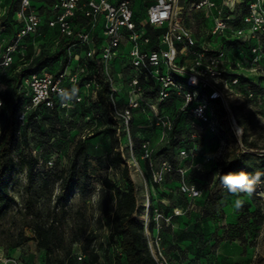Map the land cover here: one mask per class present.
Returning <instances> with one entry per match:
<instances>
[{"label":"rangeland","instance_id":"obj_1","mask_svg":"<svg viewBox=\"0 0 264 264\" xmlns=\"http://www.w3.org/2000/svg\"><path fill=\"white\" fill-rule=\"evenodd\" d=\"M134 2L136 18L144 24L150 0ZM16 10L12 0H0V15L3 16L0 19V41L3 39L9 43L14 40L11 24ZM185 15V24L193 31L197 29L201 12L190 11ZM214 17L212 14L207 18L208 28L212 27ZM78 26L84 28V22L79 20ZM28 39L22 41L18 60L11 70L13 81L0 87L10 99L14 97L18 83L14 77L27 69L39 53L46 54L59 48L60 37L53 30ZM216 47L219 43L215 44ZM84 56V47L72 48L67 71L79 69L76 62ZM56 66L49 64L40 72L53 74ZM36 70V66L31 68L33 73ZM111 71L119 78L126 73L117 61L112 63ZM82 79H89V75ZM251 81L254 85L244 76L234 93L226 95L231 113L236 121L242 122L238 123L240 126L237 124L241 136L230 129L227 108L220 102L211 103L210 113L220 128L218 135L223 145L214 138V142L204 141L196 148L190 146L192 118L187 111L179 113L178 103L175 111L179 117L174 127L175 135L171 138L159 139L157 121L146 108L134 113L128 134L115 131L114 140L123 160L129 164V176L136 187V217L144 224L148 247L154 236L161 237L163 259L159 257V264H264V82L258 77ZM145 88L148 90V86ZM248 89L255 98H246ZM127 94L128 87H121L118 94L121 105L126 103ZM96 102L97 99L90 94L84 101L72 104L68 115L36 112L34 115L37 116L27 122L19 135H15L11 155L17 168L9 186L15 204L0 218V256H7L11 251L12 256L23 264H45V253L37 248L34 240V226L55 223L64 232L65 246L71 245L73 254L81 252L85 237L92 232L97 234L95 243L99 247V264H115L117 261L119 254L109 237L110 218L101 216L97 210V190L85 189L84 194L74 191L64 207L60 204L56 208L57 197L62 191L61 177L69 168L75 142L82 140L87 131L102 132L97 137L92 135L83 140L94 170L102 171L98 160L105 159L110 153V135L106 127L112 122L100 117L102 112ZM5 123L6 115L2 113L0 136ZM194 126L199 128L202 124L195 122ZM132 131L138 132L136 137ZM127 140L133 146H121ZM142 140H147L148 145L142 146ZM248 144L255 146L252 152L247 150ZM146 153L150 154L154 172H160L163 164H174L171 165L173 171H167L163 180L155 183ZM233 158L247 167L251 176L260 175L251 194H231L218 182L217 161ZM32 160L37 165L28 174L26 165ZM47 162H53V167ZM122 169L123 166L109 173L102 171L101 175H106L117 187L125 188ZM182 187H194L199 196L187 199ZM237 199L242 201L239 208L236 207ZM26 238L29 241H24ZM75 238L80 241L72 243Z\"/></svg>","mask_w":264,"mask_h":264},{"label":"built area","instance_id":"obj_2","mask_svg":"<svg viewBox=\"0 0 264 264\" xmlns=\"http://www.w3.org/2000/svg\"><path fill=\"white\" fill-rule=\"evenodd\" d=\"M12 2L17 6L14 14L21 27L13 41H0V86L21 52L22 41L39 36L45 26L56 29L61 38L75 40L69 55L74 47L85 48L76 71H67V66L57 76L42 72L22 80L18 93L24 103L14 115L16 134L24 129L32 112L57 109L68 115L72 104L90 94L96 99L99 79L90 75L95 69L108 84L109 110L121 125L116 130L119 133L128 134L134 113L146 108L157 121L158 137L164 141L174 131L178 103L179 113L187 111L192 118L191 146H196L194 142L205 133L220 140V128L210 113L211 103L220 102L228 110L230 129L241 136L226 95L234 93L244 76L252 85L256 77L264 82V0H150L144 24L136 18L134 0H51L49 11L44 13L37 11L33 0ZM190 11L201 12L194 31L185 24V13ZM212 14L213 25L208 28L206 20ZM79 20L84 28L77 27ZM216 43L219 47L215 48ZM115 61L126 69L123 78L111 71ZM86 75L89 79L83 80ZM123 86L128 87V94L121 105L118 94ZM246 98H255V94L248 89ZM5 107L0 98V109ZM195 122L202 126L195 127ZM92 135L87 131L81 138ZM142 141V146L148 145L147 140ZM145 157L155 183L162 181L167 171H173L170 164H163L160 172H154L150 154ZM181 189L187 199L199 196L194 187ZM161 243V237L154 236L149 247L158 264L159 257L163 259ZM77 256L80 261L82 255ZM0 264L23 263L0 256Z\"/></svg>","mask_w":264,"mask_h":264},{"label":"trees","instance_id":"obj_3","mask_svg":"<svg viewBox=\"0 0 264 264\" xmlns=\"http://www.w3.org/2000/svg\"><path fill=\"white\" fill-rule=\"evenodd\" d=\"M46 2L47 0H33V6L39 13L48 12L49 7L51 6V0H48V5H46ZM11 25L14 29L15 37L17 31L21 27V24L14 18ZM46 30H53L57 35H59L56 29H51L45 26L41 29L39 37L43 35ZM1 33L2 26H0V35ZM27 39L28 38H26V40ZM73 43H75L74 39L60 37L57 44L59 48H57V50L52 49L46 54L39 53L36 57H34L28 64L27 69H23L14 77L18 79V83L15 86V95L12 99L0 91V98L4 100L6 104L5 108L0 109V114L4 113L6 115L5 127L3 134L0 136V218L5 216L15 204V199L9 192V186L17 168L15 159L11 155V151L14 148V137L16 135V130L14 128V115L24 103L22 95L18 93L19 86L24 78L32 74L42 73L43 71H40L46 69L49 64H57L55 72H53L54 76L61 74L68 66L69 47L73 45ZM17 60L18 55L16 56L15 62L13 63L8 76L3 80L0 87H5L13 81L10 78V73ZM90 63L91 65L93 64L92 61ZM33 66H36V73L31 71ZM90 75H96L99 79L100 88L97 92L96 103L102 112L100 117L102 119L108 118L109 123L112 122L110 126L106 127V131L110 135L111 150L105 159L102 158L98 160V164L101 170L105 173L118 170L121 166H123L121 172L126 187H117L106 175H101L102 171L94 170L88 159L87 144L83 140L78 139L72 149L69 168L66 171V174L61 177L62 191L57 197L56 208L60 204L64 207V204L69 201L74 191L84 194L85 189L91 188L93 190H97L99 192L97 210L101 216L110 218L111 227L109 237L113 240L116 251L119 254L115 264H158L150 253L147 237L145 235L144 224L136 217L138 205L135 184L129 176V170L126 162L123 160V155L118 150L117 144L114 140L115 131L120 128L121 125L119 122L113 120L109 110L110 102L108 97V84L103 77L95 71V69H92ZM41 112L58 113V110H42ZM34 113L36 114V112H32L27 116L26 124H28L27 122L32 117L37 116L34 115ZM69 113L70 110H68V114ZM251 116H254V114ZM178 117L179 114H176L175 124ZM238 123L241 124L242 122L239 120V122L237 121V124ZM137 133V131H132V134L135 137ZM174 133L175 130L172 134H170L169 138L175 135ZM101 134L102 132H95L93 133V136L97 137ZM204 141L214 142L215 139L210 134L205 133L200 139L194 142L196 145L195 148L197 146H201ZM178 144L181 145V143ZM254 147L255 146L253 144H248L247 150L252 152ZM21 161L23 162L24 159L22 158ZM36 165L37 162L34 160L28 162L26 165L27 173L31 174ZM217 167L218 182L221 185V176L224 174L230 172L235 173L241 170L250 174L248 168L234 158L227 161H217ZM173 219H176V217ZM34 234V240L37 243V248L45 253V264H99V247L95 243L97 238V234L95 233L90 232L85 237L84 242L82 243L81 252L79 253L82 255V259L80 261L77 258L78 253L73 254L71 245L66 248L64 232L60 231V229L56 227L55 223L34 226ZM24 241H29V239L26 238ZM79 241V238H75L72 243H77ZM8 252L7 256L14 258L11 251ZM56 254L59 255L54 256Z\"/></svg>","mask_w":264,"mask_h":264},{"label":"clouds","instance_id":"obj_4","mask_svg":"<svg viewBox=\"0 0 264 264\" xmlns=\"http://www.w3.org/2000/svg\"><path fill=\"white\" fill-rule=\"evenodd\" d=\"M260 180V175L251 176L243 170L235 173H227L221 176L222 185L229 193L239 195L240 193L251 194L254 190L255 184ZM242 206V201L236 200V207Z\"/></svg>","mask_w":264,"mask_h":264},{"label":"crops","instance_id":"obj_5","mask_svg":"<svg viewBox=\"0 0 264 264\" xmlns=\"http://www.w3.org/2000/svg\"><path fill=\"white\" fill-rule=\"evenodd\" d=\"M77 63V62H76ZM127 144H129L128 140L125 141V143H123L121 146H126Z\"/></svg>","mask_w":264,"mask_h":264}]
</instances>
